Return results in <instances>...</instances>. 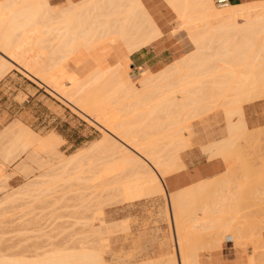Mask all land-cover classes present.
Segmentation results:
<instances>
[{"label": "bare ground", "instance_id": "6f19581e", "mask_svg": "<svg viewBox=\"0 0 264 264\" xmlns=\"http://www.w3.org/2000/svg\"><path fill=\"white\" fill-rule=\"evenodd\" d=\"M167 1L181 21L175 34L185 31L194 51L180 59L178 66L174 63L156 74L144 71L138 82L130 81L124 62L131 54L143 46L147 47L161 36L141 0H67L64 8L53 7L49 0H3L0 3V49L9 55L8 57L0 51V76L9 70L5 69L6 64H12L11 66L28 74L31 72V75H37V78L34 75L33 78H41L39 81L54 87L61 98L67 99L101 124L108 131L103 138V143L108 146L101 147L103 139L101 143L98 142L100 148L95 143L93 146L98 151L104 148L101 155L106 157L99 155L101 159H97L98 156H92L94 159L91 160L90 155L87 158L89 163L85 160L87 167L83 166L87 171L81 168L83 163L76 165L80 168L71 170L78 173L82 169L84 173H88L87 177L80 170L79 174H72V180L80 178L78 182L88 183V186L100 189V192L117 191V196L130 205L151 196L153 198L155 195L166 194L167 188L162 176L166 177V173H171L169 168L174 166L172 163L180 156V150H186L188 146L190 148L186 135L189 125L177 120V115L185 113L184 116H188L191 111L205 115L209 111L213 113V110L224 108L227 114L225 116L229 117L226 119L229 121L227 125L230 132L229 139L226 140L236 142L246 131L241 125H236L240 122H233L234 117H242L243 105L262 98L264 94V87L257 86L264 79V71H260L264 69V2L239 7L228 4L221 8L216 7L213 0ZM210 20L219 23L213 25L208 22ZM37 48H40L38 54ZM207 61L218 65L217 69H226L225 72L212 74L210 77L214 81L211 84L201 79L208 74L203 71L205 67H202ZM61 63H64L63 66H60ZM190 64L194 66H189ZM194 80L199 86L197 94L192 88ZM161 112H167L169 118L166 120L171 121H156L155 118ZM164 119L165 117L160 120ZM19 124L21 123H12L9 126L13 125L8 131L14 132L15 136L10 147L0 152L3 159V163H0V192L7 190L4 187L7 186L5 184L10 174H6V165L16 163L21 155L29 152L27 158L32 162L38 154L29 150L36 142L40 143L38 148L42 152L46 148L52 151L57 145L55 137L41 140ZM224 143L226 147L233 146L232 143ZM222 146L218 144L220 150L209 146L215 151L211 152L210 149V153L214 154L211 156L214 158L222 155L232 172L234 151L226 148L225 151V146ZM95 147L91 146V149ZM79 155L74 157L76 161L84 157V154L81 157ZM23 161L16 166L17 172L20 170L23 173L32 168H26L29 163L27 160ZM181 169H184V164ZM29 171L32 176L34 170ZM30 172H26V175L23 173L24 177ZM28 177L26 178L30 179ZM43 177L40 175L37 180H29L22 188L4 195L0 204H15L22 197L50 192L52 186L49 187V182L64 179L58 175L56 179H46L47 183L40 181ZM185 193V190H181L166 194L167 197L165 195L167 205L172 210L175 241L178 242L182 255L179 264H199V243L203 241L204 244L206 239H210L207 240L208 243L205 242L207 245L218 246L227 234L235 236L237 243L241 244V240L246 239L245 235L251 237V242L256 243L255 257H251L253 259L249 260L250 264H261L257 251L260 252L258 248L261 249L263 255L264 248L260 245L263 231L253 225H241L240 222L247 220L235 213L232 205L225 207L220 213V224L217 226H205L202 231H186L185 226H180L189 200L185 198L191 197H184ZM99 211L101 215L105 214L102 210ZM106 220L101 216L85 222L90 229L89 233L94 237L93 241L95 240L91 241L90 247L84 241L78 248L71 250L53 248L36 255L39 257L36 260H26V256H21L20 259L18 255L17 258L12 256V259L3 254L0 264H109L105 253L108 254L111 232ZM165 264L175 263L169 261Z\"/></svg>", "mask_w": 264, "mask_h": 264}, {"label": "rangeland", "instance_id": "374dc122", "mask_svg": "<svg viewBox=\"0 0 264 264\" xmlns=\"http://www.w3.org/2000/svg\"><path fill=\"white\" fill-rule=\"evenodd\" d=\"M49 3L55 8H64L67 6L66 1L64 4L59 6H56L55 0H49ZM213 3L215 4V1H213ZM215 6L218 7L216 4ZM178 21L179 23L177 24L176 30H178L181 26V21L179 19ZM210 21L208 22L211 24L213 23V25L219 23V21ZM36 50V54L40 53V48H37ZM0 51L9 57V55L3 50L0 49ZM203 57L208 58L207 55H203ZM39 61L42 62L41 59ZM126 62L127 60L125 63ZM176 63V66H178L179 62ZM63 64L64 63H61L60 66H63ZM11 65L12 64H6L7 68L5 69L8 70L14 68ZM8 66L11 68H8ZM125 66L128 72V63H126ZM189 66L194 65L190 64ZM202 67H205V70L203 71L208 72L207 75L201 77V79L207 84H211L214 81V79L210 77L212 74L226 71V69L223 68L217 69L219 66L212 61L205 62ZM221 67L224 66L222 65ZM17 70L28 79H30L29 76H35L37 78V75L33 74V76L31 75V72L28 74L20 68ZM260 71H264V69H260ZM36 78L34 79L37 80ZM140 78L137 81H132L129 75L131 82H138ZM38 79L40 80L41 78L38 77ZM39 80H37V82L45 86H41L36 81L32 80V82H34V86L17 88V94L12 98L11 102L0 103V152H3L10 147L11 140L14 138L15 133L8 131V128L12 123L14 125V123L18 124V122L21 123L19 124L20 126L23 125V128L26 127L27 131H31L34 133H31L32 135H37L38 138H41V140H45L50 136L55 137L57 139V145L52 151L50 149L47 150L48 148H46L43 149L46 151L42 152V149L39 150L38 148L40 147V143L36 142L33 144L34 147L31 146L32 148L29 150H33L36 152V154H38L36 155L37 157L34 155V158H36L33 159L32 162L28 161L27 158L28 154L30 153L29 152L28 154L25 153V155H21V157L18 158L19 162L17 161L14 164L12 163V165H6V174H10V176L7 179V183L5 184L7 186L4 187L7 188V190L5 189L0 192V199H3V196L9 194L10 192L19 189L20 187L22 188L24 184L29 182V180L30 182L31 180H37V177L40 175L44 176L42 180L40 178V181H46L47 183L50 181V179L52 180V178L56 179L58 175L64 179L61 181L58 179V181L53 183L49 182V187L52 186V191L50 192L45 191L42 193H35L34 196L29 195L27 197H22V199L20 198V200H17L15 204H0V257L3 258L2 255L4 254L5 256L7 254L9 258L18 255V258L20 257V259L26 256L24 258L26 260L28 258L29 260H36L39 258L38 254L47 252V250H53V248H65L71 250L72 248H78L80 246L79 244L84 241L86 244L89 243L87 246H92L91 244L95 240L93 241L92 238L94 237H92V235L89 233L90 229L85 225V222L88 223L87 221L91 220V218L103 216L107 219L106 221L111 232L109 234L110 246L108 244L110 248L108 247V254L105 253V258L109 264H145L144 262H146V264H165L163 261L164 259L166 260L172 258L162 257L160 260L152 261L153 263H148L147 259L149 257L146 256L145 249L147 245H152L154 243L153 241H155L157 244H164V242L170 240L172 243V248L174 247V242L176 240L175 230L169 232L162 231V227L160 226L163 223H168L169 226L171 223H173V221H171V217L169 216L170 207L167 205L168 202H166V194L155 195L153 198L151 196L148 199L146 198V200H142L138 204L130 205L123 202L120 196H117V191L100 192V189H93L91 185L88 186V183L78 182L80 178L79 180L77 179L78 181L76 180V177L74 178L75 180H72V174H79L80 170L82 169H78V173H76L75 170V173L71 170L79 167H76V165H80L81 163L83 164L80 166L84 169L83 166L86 164L85 160L87 161V158L90 155L91 160L94 159L92 156H98L96 157L97 159H101L100 157H106L101 155V153L104 151V148H101L103 149L102 151H98V148L96 147L99 143H101L102 139L105 138V134L108 131L105 130L101 124L97 123L88 115L83 113V111H81L73 103L67 99H64L63 97L61 98V96L55 92L54 87ZM62 82H65V80ZM196 82L197 81L194 82L192 88L193 90L195 89L194 92L197 94L196 91H198L199 86L195 84ZM185 86L187 88V85ZM257 86L264 87V79L261 80ZM262 98H264V94ZM193 109L195 110V108H192V110ZM163 113L164 112H161L157 115L158 117L155 118L156 121H171V119L166 120V118H169L168 113ZM190 113H188V116L187 114L184 116L185 113H181L179 116L177 115V120L185 121V123L189 125L186 135L189 138L190 148L188 146L186 150H180V154L183 152L182 158H184L186 151H191L192 149H198L199 152L205 154L208 159L213 158L210 154H208V152H206L204 145H206L205 143L207 138H209L206 136L214 133L215 130L220 128L223 123H227V116H225L226 114L224 108H220L216 111L213 110V113L209 111V113L207 112L205 115L195 114L194 111H191ZM164 117V120H160ZM202 134H204L205 137H202ZM103 142L104 139L102 141L103 145H98L99 148L100 146L105 148L108 146V144L105 145ZM94 143L96 144V147L93 146ZM91 146L93 148L95 147V149H91ZM90 149L91 151L93 150L92 153H90ZM85 153L90 154L87 155ZM79 154H84V157L82 156V158H78L76 161L74 157H78L77 155ZM99 155L101 156L99 157ZM221 156L219 155V157ZM215 157L216 156H214V158ZM22 160H24L23 162L26 160L28 161H26L29 163H26L28 165L26 168L32 167L26 172H30L29 170L33 169L35 171H33V175L36 178L33 175L31 176L32 172L29 173V177V174L27 173L26 177L30 178L27 179L24 177L26 172L22 170L25 174L23 175L22 172H19L20 170L18 172L15 170L17 168L16 166H18ZM235 160H238V158H235ZM174 162L172 163L174 166H171L172 169L169 168L172 170L171 173L168 172V169L166 177L162 176V179L164 178L163 183L165 186V180L168 176L183 170L181 169V166L183 165L181 156H178ZM0 163H3L1 156ZM235 164L236 163H233L232 166H238ZM86 167L87 166H85V168ZM85 170L86 169H84V171ZM84 171L82 173H84ZM253 173H255L254 175L256 176H259L261 172L257 170L256 172L253 171ZM84 175L87 177L88 173L86 172ZM49 176H52V178L50 177L49 179ZM81 176L82 175H80V177ZM85 176H82V178ZM46 179L49 180L47 181ZM248 179H245V177L242 178V180ZM243 183L245 186L248 185V182ZM232 184L233 181L225 184L221 183L216 189L218 190L219 188H225L228 185L233 186ZM239 185L240 183L234 187H238ZM47 186H45V188ZM166 188L167 190L169 189L167 186ZM167 206L169 207V211L167 210ZM99 210H102V213L105 214L101 215ZM205 216L206 215H204V218ZM246 217L248 216L246 215ZM255 217L256 216L252 217V219H255ZM257 218L259 220H264L260 219V216H257ZM179 225L183 227L185 226L184 214L181 217ZM152 226L157 228V230H148L149 228H153ZM189 227H191V225ZM207 240L208 239L204 241V244L206 246H212V244L207 245L210 239L208 241ZM202 242L199 243L200 246L204 245ZM214 246L217 245L215 244ZM258 250L261 252L260 254V252L257 251L258 255H260L258 256L260 259L262 256V250L259 248ZM175 256L173 257L172 262L179 264ZM15 258H17V256ZM263 261L261 258L260 263L264 264Z\"/></svg>", "mask_w": 264, "mask_h": 264}, {"label": "crops", "instance_id": "0c3cea01", "mask_svg": "<svg viewBox=\"0 0 264 264\" xmlns=\"http://www.w3.org/2000/svg\"><path fill=\"white\" fill-rule=\"evenodd\" d=\"M2 1L0 0V3ZM65 1L67 2V0H55L56 6L64 4ZM71 1L79 2L81 0ZM228 2L233 6H252L258 5V3L261 4L264 0H228ZM141 3L158 28L161 36L158 39L156 38L147 47L145 46L144 48L143 46L131 54L129 60H127L128 73L132 81H137L146 70L155 74L161 72L194 51V47L185 31L181 30L178 34H175L177 24L179 23L178 16L167 0H141ZM126 63L124 62V64ZM13 67L3 77L0 76V103L11 102L12 98L17 94V88L34 86L32 80L37 82L31 76L29 77L32 80L24 77L18 72L15 66ZM37 83L39 84V82ZM39 85L45 86L42 84ZM242 112V117H234L233 122L235 124L240 122V124L236 125H241L242 129L246 132L242 133L243 135L241 134L236 142H231L232 145L235 142V145H228V147L230 146L228 148L224 143L231 144L226 140L229 139L230 135L226 122L220 128H217L214 133L206 136L209 138H207L206 145H204L206 152L214 155L210 153V149L212 150L213 148L216 150L218 144L222 146L224 143L222 146H225L224 149L226 148L230 151L233 149V163H236L235 165L238 166H232L233 170L230 172L227 163L221 157L208 159L198 149H192L191 151H186L184 158H182V152L180 156L184 164V169L166 178L165 184L169 187L166 194L170 195L171 192L185 190L184 197L186 195L191 196L190 198H185L186 200L189 199L184 212L186 231H202L205 226L219 225L218 217H220V213L225 207L232 205L235 213H238L247 220L240 222L241 225H253L263 231L261 238L263 240L260 242V245L264 248V220L257 218V216H260V219H264V98L244 104ZM227 118L229 119L228 116ZM227 122L229 123V121ZM202 137H205V135L202 134ZM212 144H217V146H213ZM209 146L212 148H209ZM217 149L220 150V147H217ZM211 152L215 151L212 150ZM235 158H238V160H235ZM257 170L261 172L259 176L253 173V171L256 172ZM244 177L245 179H249L242 180ZM232 181L233 186L228 185L225 188L216 189L221 183L225 184ZM243 182H248V185L245 186ZM239 183L240 185L238 187H234ZM204 215L207 217L205 216L204 218ZM253 215L256 216L255 219H252L254 217ZM170 217L172 221L171 208ZM173 224L171 223L169 226L168 223H163L160 225L162 227L161 230L166 232L174 231L175 225L173 226ZM190 225L191 227H189ZM152 227L148 230H157L154 226ZM243 235L241 236L243 237ZM245 238H249V240ZM236 239L235 236L227 234L218 246H200L197 254L199 264H250L249 260L253 259L251 257H255L254 247L256 242H251L253 239L248 237V235L247 237L245 235V240H241L243 242L242 244L237 243ZM153 242L152 245H147L145 249L146 256L149 257L147 259L148 263H153L152 261L160 260L162 257L172 258L164 259V263L172 262L175 254L176 260L178 262L181 261L182 255L180 254L177 241L174 242L173 248L170 240L164 242V244ZM263 255L261 256L262 261L264 260Z\"/></svg>", "mask_w": 264, "mask_h": 264}, {"label": "built area", "instance_id": "2783aa9c", "mask_svg": "<svg viewBox=\"0 0 264 264\" xmlns=\"http://www.w3.org/2000/svg\"><path fill=\"white\" fill-rule=\"evenodd\" d=\"M215 4L218 7L223 8V7H226L229 4V2H228V0H215Z\"/></svg>", "mask_w": 264, "mask_h": 264}]
</instances>
